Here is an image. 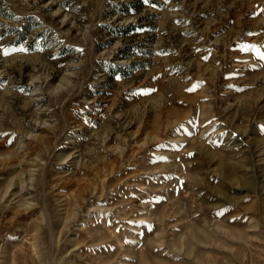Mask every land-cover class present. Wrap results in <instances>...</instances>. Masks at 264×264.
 <instances>
[{"label": "rangeland", "instance_id": "1", "mask_svg": "<svg viewBox=\"0 0 264 264\" xmlns=\"http://www.w3.org/2000/svg\"><path fill=\"white\" fill-rule=\"evenodd\" d=\"M264 0H0V264H264Z\"/></svg>", "mask_w": 264, "mask_h": 264}, {"label": "snow or ice", "instance_id": "2", "mask_svg": "<svg viewBox=\"0 0 264 264\" xmlns=\"http://www.w3.org/2000/svg\"><path fill=\"white\" fill-rule=\"evenodd\" d=\"M145 3H148V0H145ZM261 58H264V56H262Z\"/></svg>", "mask_w": 264, "mask_h": 264}]
</instances>
